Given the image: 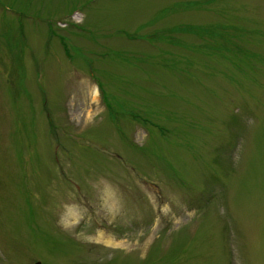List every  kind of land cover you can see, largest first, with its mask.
Segmentation results:
<instances>
[{
  "label": "rangeland",
  "instance_id": "obj_1",
  "mask_svg": "<svg viewBox=\"0 0 264 264\" xmlns=\"http://www.w3.org/2000/svg\"><path fill=\"white\" fill-rule=\"evenodd\" d=\"M264 264V0H0V264Z\"/></svg>",
  "mask_w": 264,
  "mask_h": 264
},
{
  "label": "water",
  "instance_id": "obj_2",
  "mask_svg": "<svg viewBox=\"0 0 264 264\" xmlns=\"http://www.w3.org/2000/svg\"><path fill=\"white\" fill-rule=\"evenodd\" d=\"M36 264H39V263H36Z\"/></svg>",
  "mask_w": 264,
  "mask_h": 264
}]
</instances>
